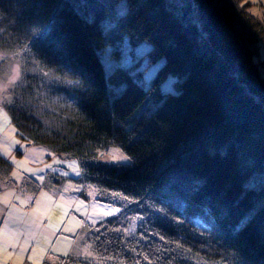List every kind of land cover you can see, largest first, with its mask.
Returning <instances> with one entry per match:
<instances>
[{
    "label": "trees",
    "instance_id": "obj_1",
    "mask_svg": "<svg viewBox=\"0 0 264 264\" xmlns=\"http://www.w3.org/2000/svg\"><path fill=\"white\" fill-rule=\"evenodd\" d=\"M115 1L0 0V51L25 57L0 103L10 125L76 160L98 201H125L55 264H264V182L243 187L264 171V20L249 0H126L104 33ZM124 36L164 63L147 89L116 72L114 97L98 54ZM169 75L183 79L164 96ZM109 146L130 163L100 162Z\"/></svg>",
    "mask_w": 264,
    "mask_h": 264
},
{
    "label": "crops",
    "instance_id": "obj_2",
    "mask_svg": "<svg viewBox=\"0 0 264 264\" xmlns=\"http://www.w3.org/2000/svg\"><path fill=\"white\" fill-rule=\"evenodd\" d=\"M259 2V17L263 19L264 3ZM10 126V118L0 106V139L5 134L8 140L15 136L26 152L36 149L38 152L30 155L32 160L46 151L52 155L41 146L21 140L13 126L8 133ZM48 160L45 158L44 163ZM8 162L12 171L6 180L0 179V264H55L57 258L71 254L85 227L100 222L92 216L90 205L98 201L97 194L82 183L80 172L72 177L45 170L16 173L14 163ZM82 251L80 257L88 256Z\"/></svg>",
    "mask_w": 264,
    "mask_h": 264
},
{
    "label": "rangeland",
    "instance_id": "obj_3",
    "mask_svg": "<svg viewBox=\"0 0 264 264\" xmlns=\"http://www.w3.org/2000/svg\"><path fill=\"white\" fill-rule=\"evenodd\" d=\"M249 1L253 4L250 8V13L259 17V9L261 8L259 1H261L263 5L264 0ZM126 12V0L115 1L112 18L108 17L102 21L103 32L106 33L110 28H112L117 19L124 16ZM151 48L152 45L148 42L131 45L128 38L124 36L123 39L116 45H108L104 48V50L99 52V59L107 78L108 89L113 94L112 96H118L125 88L124 82H113L112 79L114 78L116 72L119 73L118 75H115L118 78L132 77L136 79L145 89L149 87L150 81L154 78L158 69L164 63V59H159L155 62L149 61L148 52ZM260 59L263 62V65L261 66V74L264 76V43L261 45ZM24 61L25 57L19 53L13 54L0 51V103H2L4 97H6L5 92L17 81L20 64ZM182 79L183 78L169 75L160 85V93L164 96L176 94L178 90L175 85L181 82ZM11 131L12 126L9 127L8 133ZM8 139L6 134L2 139H0V145L3 144V147L0 148V153L8 159L7 161L14 163L16 173H18V171H26L29 174H34V172L45 170L61 176L72 177L71 175H75L79 172L78 164L74 159H65L56 156L52 157V155H47L48 152L46 151V154L41 153L37 155L35 160H32L30 155L37 153L38 151H36V149H31L30 153L26 152L24 145L21 144L22 142L17 137L12 136L10 137V140ZM98 155V159L102 163L109 162V164L113 165H128L130 163L128 156L123 154L114 146H109ZM47 157L49 160L44 163V160ZM262 182H264V171L259 174H254L246 182H244V190L250 187L258 186ZM109 199H112L114 203H118L121 206L125 203V201L119 197H112ZM114 203L91 201L90 205L93 208L92 216L97 220L99 219L98 221H103L115 216L120 209ZM246 219L247 217H245L243 221ZM193 223L196 226L201 225L200 221L197 219L193 220ZM91 248L92 243L86 244L83 247L82 252L91 257Z\"/></svg>",
    "mask_w": 264,
    "mask_h": 264
}]
</instances>
